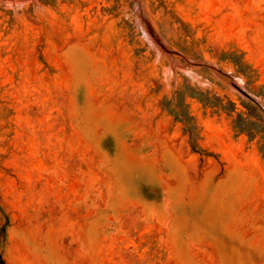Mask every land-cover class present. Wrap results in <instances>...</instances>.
Returning a JSON list of instances; mask_svg holds the SVG:
<instances>
[{
    "label": "rangeland",
    "instance_id": "obj_1",
    "mask_svg": "<svg viewBox=\"0 0 264 264\" xmlns=\"http://www.w3.org/2000/svg\"><path fill=\"white\" fill-rule=\"evenodd\" d=\"M231 103L264 112V0H0L2 263L264 264Z\"/></svg>",
    "mask_w": 264,
    "mask_h": 264
},
{
    "label": "trees",
    "instance_id": "obj_2",
    "mask_svg": "<svg viewBox=\"0 0 264 264\" xmlns=\"http://www.w3.org/2000/svg\"><path fill=\"white\" fill-rule=\"evenodd\" d=\"M194 96H197V98L205 104H210L211 107H218L222 110L224 108L221 105H213L208 101L206 98H202L199 93H193ZM193 96V95H191ZM176 100L178 101L175 105L172 102H167L165 104L166 109L168 112L174 117V119L178 122H181L185 125L192 126L193 119L187 112L186 106H185V96L184 94L178 92L176 93ZM231 106L233 107L231 110H229L230 114H235V117L233 119V127L234 130L239 134H244L247 136L250 140L259 139L260 141V151H264V117L259 113H264L263 110L254 103V105H247L244 106L249 113H238L236 112L235 105L231 103ZM246 115V116H245ZM0 264L2 263V260L0 259Z\"/></svg>",
    "mask_w": 264,
    "mask_h": 264
},
{
    "label": "water",
    "instance_id": "obj_3",
    "mask_svg": "<svg viewBox=\"0 0 264 264\" xmlns=\"http://www.w3.org/2000/svg\"><path fill=\"white\" fill-rule=\"evenodd\" d=\"M240 91V90H239ZM246 98H250L246 93L240 91Z\"/></svg>",
    "mask_w": 264,
    "mask_h": 264
}]
</instances>
